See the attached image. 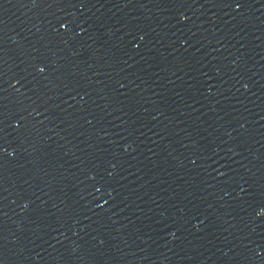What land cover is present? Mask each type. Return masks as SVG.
<instances>
[{
  "label": "water",
  "instance_id": "water-1",
  "mask_svg": "<svg viewBox=\"0 0 264 264\" xmlns=\"http://www.w3.org/2000/svg\"><path fill=\"white\" fill-rule=\"evenodd\" d=\"M0 264H264V0H0Z\"/></svg>",
  "mask_w": 264,
  "mask_h": 264
}]
</instances>
